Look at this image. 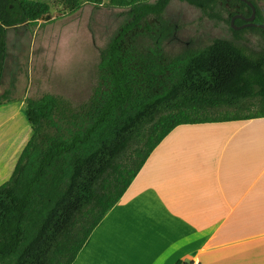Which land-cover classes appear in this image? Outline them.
<instances>
[{"label": "trees", "instance_id": "16d2710c", "mask_svg": "<svg viewBox=\"0 0 264 264\" xmlns=\"http://www.w3.org/2000/svg\"><path fill=\"white\" fill-rule=\"evenodd\" d=\"M170 1L109 0V6L129 7L131 19L102 55L110 90L94 94L87 127L74 125L76 116L56 96L26 99L23 114L30 136L9 179L0 185V264H72L153 150L176 127L264 118V52L248 55L224 39L174 58L166 66L174 78L171 86L150 98L141 95L137 86L143 72L123 52V41L149 16L166 28L162 16ZM178 1L212 20H221L223 12L226 21L251 15L243 0ZM246 1L255 8V23L264 25L254 0ZM83 3L98 8L103 0H56L55 5L62 13H74ZM51 7L49 0H0V81L7 29L35 25ZM229 28L234 35L252 31L264 37L259 28ZM5 99L0 95V106ZM59 123L76 129L65 134ZM49 128L59 134H45ZM132 145L138 161L117 171V160ZM110 173L113 183L104 185Z\"/></svg>", "mask_w": 264, "mask_h": 264}, {"label": "crops", "instance_id": "0c3cea01", "mask_svg": "<svg viewBox=\"0 0 264 264\" xmlns=\"http://www.w3.org/2000/svg\"><path fill=\"white\" fill-rule=\"evenodd\" d=\"M24 145L0 151V185ZM191 262L264 264V118L176 127L72 264Z\"/></svg>", "mask_w": 264, "mask_h": 264}, {"label": "rangeland", "instance_id": "374dc122", "mask_svg": "<svg viewBox=\"0 0 264 264\" xmlns=\"http://www.w3.org/2000/svg\"><path fill=\"white\" fill-rule=\"evenodd\" d=\"M140 1L152 4L155 0ZM49 2L52 6L49 13L35 25L7 29L0 81V95L5 94L7 99L0 108L3 153L11 147L16 151L29 139L31 131L23 114L26 99H37L44 94L56 96L69 105V114L76 116L74 125L85 128L90 124L87 115L93 110L94 94L110 90L109 73L101 65L102 55L121 27L130 21V8L112 7L109 0H103L98 8L83 3L74 13H62L55 5L56 0ZM254 2L264 16V0ZM162 19L166 28L149 16L123 41V52L143 72L137 87L144 98L171 86L174 78L166 66L174 58L188 50L201 49L213 39L232 41L248 55L264 52V37L252 31L234 35L225 12L221 20H212L186 2L171 0ZM59 126L65 134L76 129L69 123ZM44 132L51 136L59 134L55 128ZM134 148L132 145L117 160V171L136 164ZM113 178L114 174L110 173L103 184H112Z\"/></svg>", "mask_w": 264, "mask_h": 264}, {"label": "water", "instance_id": "95a60500", "mask_svg": "<svg viewBox=\"0 0 264 264\" xmlns=\"http://www.w3.org/2000/svg\"><path fill=\"white\" fill-rule=\"evenodd\" d=\"M247 6H249L251 8V15L248 18H244L241 15H235L230 19V27L233 30H242L245 28H259L261 30L264 31V25L261 24H255L253 23V20L255 19V8L253 6V4L249 1L243 0ZM236 19H240V20H244L245 22H247L246 24H243L241 26H235L234 22Z\"/></svg>", "mask_w": 264, "mask_h": 264}, {"label": "flooded vegetation", "instance_id": "af4514ba", "mask_svg": "<svg viewBox=\"0 0 264 264\" xmlns=\"http://www.w3.org/2000/svg\"><path fill=\"white\" fill-rule=\"evenodd\" d=\"M249 17V16H248ZM248 17H244V18H248ZM243 22V24H246L247 22H245L244 20H241ZM253 23H255V19L253 20ZM242 24V25H243ZM256 24V23H255Z\"/></svg>", "mask_w": 264, "mask_h": 264}, {"label": "built area", "instance_id": "2783aa9c", "mask_svg": "<svg viewBox=\"0 0 264 264\" xmlns=\"http://www.w3.org/2000/svg\"><path fill=\"white\" fill-rule=\"evenodd\" d=\"M188 264H196V263H194V262H191V263H188Z\"/></svg>", "mask_w": 264, "mask_h": 264}]
</instances>
